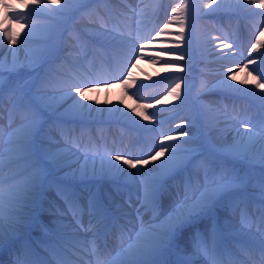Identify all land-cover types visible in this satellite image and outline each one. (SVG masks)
<instances>
[{
    "label": "rangeland",
    "instance_id": "obj_1",
    "mask_svg": "<svg viewBox=\"0 0 264 264\" xmlns=\"http://www.w3.org/2000/svg\"><path fill=\"white\" fill-rule=\"evenodd\" d=\"M125 1L126 0H71V3H66V0H58V2L57 0H18L16 3L15 0H4L3 2L4 5H12L14 7L9 9H17L19 13L23 14L22 17L16 16V19L9 18V25L11 26L12 33L21 38H24L26 32L29 33V39L32 41V44L37 47L34 51L35 53L32 54H42L40 62L30 66L26 59L27 54L25 57L18 58L14 46H11L10 50H8L9 45H7V48H5V51H7L6 54L4 49L0 51V110L5 114L7 113L15 117L14 122L4 131V137L13 141L8 143V145L6 144V146L3 144V150L0 149V158L5 157L4 159L9 158L8 161H13L7 166H3V162L7 160L0 162V179L3 177H10L18 170L27 171H25V174L20 177V179L13 180L8 187H0V190L3 191V219L7 218V216L14 215L13 211L16 206H19L23 210L18 211L14 216L16 218L18 217L20 223L14 222V220H12L13 218H11L5 226V232H8L7 234H13L14 229L17 232L13 243L5 244L7 240L4 241L5 248L10 251L18 250V246L22 245L23 247L27 246L29 252L31 251V254L35 255V252L31 248V244L29 245V243H32L33 236L52 238V233L46 232L45 229L41 230L40 228L33 227L35 217H32V219L29 218V215H31V205L29 207H22L19 203L17 205V203L12 202L15 200L9 195L10 190L16 187H23L30 181H38L39 185L52 186V188H56L62 192L64 189H67L73 194L75 201L76 192L79 193V191L86 186V183L90 185V188L93 184L95 189L91 196H95L97 209L100 214L102 213V216H104V214L108 213L105 208H108L110 211H107L110 213L118 212L116 209H113L114 207L109 201H105L104 198L100 196L98 184L101 179L104 180L108 177V172L103 175L98 174L96 177H89V180L80 182L78 184L79 186H73L71 185L70 179L71 177H80L78 169L81 165L78 168H74L70 165L62 166V168H55V164L62 161L61 159L63 157L62 154L55 156V153L66 150L70 145L66 141H53L51 131L48 132V129H46L48 126L57 127L63 132L71 133L70 135L73 137H79V135L87 129L85 132L87 136L82 134L79 140L82 141V145L89 146L91 143L95 144L93 138L96 140L95 136L91 133L93 128H97L101 131L102 128L108 129L110 125L117 126L118 123H110V121H108V119L112 120V111L108 114L109 116L106 115L105 119L99 118L98 114H96L95 121L93 117H90L92 121L87 122V116L81 113L79 115L80 117L77 116V118H75L76 120L71 121L70 111L59 101V95L63 92H56L53 87H47L46 85L60 84L64 81L75 79H86L90 78V75L92 77H106L120 73V63L123 61V58L128 55V52H130L123 43L131 42L135 38L130 35L128 36V34L126 35V33L118 34L116 37L119 39L122 38L120 40L121 43L119 41L118 45L116 44V46L112 47L110 46L112 44L110 37L114 32L109 28L105 29L101 27L96 20L107 18L117 27L126 26L129 22L125 20L124 16L123 18L121 17V14L125 13ZM178 1L180 5L185 3L186 7L181 9V11L177 13L178 15H175L176 13L172 11V9L175 8L174 1L136 0L137 5L135 6V14L140 15L141 18H138L140 24L136 25L134 28L137 33L145 36L143 38L144 41L142 40L143 42L135 49L136 51H145V56L141 55L140 57L137 56V58L135 56L132 60V62L135 63L131 62V65L129 64L128 67V69L132 68L130 77H133L135 82H137L136 87L138 90L136 94L150 95L152 100L155 101H162V99H165L178 110L179 116L173 122L163 121L165 119L163 115L156 119L157 121L155 120L154 123L149 122V129L155 128V130H157L160 128L157 136L167 142L165 144L175 141L178 137L193 138L195 133L199 134L198 138H194L195 143L190 147L187 144H182V149H192L195 154L182 166L183 168L180 167L181 177L178 175L173 176L170 181H179L178 186L183 188L186 187V184L184 185L183 182H188L195 177L197 181L199 180L201 183H205V168L207 167L209 170L208 181L210 183L212 181H220L221 177L225 174L230 176L233 173L241 177L242 182L240 186L234 190L223 191L213 203L214 206L212 205L210 208L206 209L208 212L205 210L199 215L193 216L194 218L187 221L189 223L186 222L182 226L184 229L182 227L179 228L174 235L175 237L173 236L175 239L173 240L174 244L167 245V243H165L162 246L164 247L163 250L159 249L161 251L159 254L160 257L158 256L156 260L162 262V264H177L178 249L184 245V242H187L190 249L198 252L199 255H204V257L213 256L212 258L217 259L216 263L219 262L218 264H229V260L226 259L225 250H221V248H217L211 244L212 239L219 238V232L214 227L215 223H218L219 226L224 228L225 222L228 219L232 217L237 218L242 213H246L251 206H256L255 203L257 199L255 198L250 199L249 197L248 203L246 202L247 200L244 198L247 194L245 185L248 182H254L255 185L260 186L257 187L258 189L260 188L259 191L264 193V189L261 188V181L264 180V163L255 160L251 153L244 151L245 149L242 146V142L238 146H232L233 148H221L219 143H225L226 135L215 131L217 128L216 125L218 124L217 121L220 118V114L218 113L219 110L216 107L223 106L229 109L233 107L232 110L235 107L234 111L237 112V116H250L259 125H263L264 114H261L263 103L259 100L258 93L250 91L245 92L241 86H238L244 74L240 68L244 67L231 70L227 72L228 74H223L220 79L221 82L209 78V74L212 73V68H210V64L212 63L211 59L216 55L214 52L221 49L218 45L211 46V40L220 35L219 27H226L225 22L221 19L220 13L225 11L223 10L224 8L227 9L226 12H236V10H231L230 0H207L204 3L202 0ZM224 3L227 4L225 5ZM30 4H38L39 7L30 8L28 7ZM62 5L64 6L63 9L61 8ZM233 5L238 6V0H233ZM0 6L3 7L1 3ZM163 6L168 8L169 16L161 22H157V17L160 15L162 9H164ZM222 6L224 8H222ZM253 8L254 7H249L244 11L252 13L254 11ZM52 9H57V11H52ZM1 10H4V7L1 8ZM86 17H88V19H86ZM173 17H175V19ZM202 18L216 23L214 25L210 24L208 27L209 29L203 30L199 27V21ZM230 18L233 19L234 17ZM163 25L169 27L161 33L159 29ZM237 25V22H235L234 27ZM91 27L93 28L91 29ZM94 31L95 33H93ZM96 33H103L104 35L106 33L109 34L101 40L102 42H96ZM64 46L67 48H62ZM77 52L80 54V57L76 60H81L78 62L71 61L73 53L76 57ZM230 52L229 50V52L226 51L225 53L229 55ZM235 53L243 55L246 52ZM251 59L253 62H264V57H262V55L260 58L255 57ZM75 64H77L76 67H74ZM89 65L92 66L93 70H85V67L87 68ZM258 66L260 65L258 64ZM260 70L264 73V66ZM125 74H127V72H125L124 75ZM252 74L253 73L247 71L245 79L255 78V74ZM204 78H206V80L202 82ZM125 79L128 78L122 76V80ZM222 79H224V81L226 80L228 85H236L238 88H228L222 83ZM37 84L40 86L38 87ZM258 84L260 85L259 87L264 86V75L258 80ZM148 85L150 87H148ZM177 85H179V87H177ZM206 94L212 95L213 99L207 98L205 96ZM214 105L215 107H213ZM155 111H159V108L155 109ZM247 112L249 113L247 114ZM33 115H38L41 123L38 130L34 133L31 143L26 145L20 129L24 123V119L31 118ZM184 125L188 127V131L177 132V134L168 133L169 129L184 127ZM119 126L122 125L119 124ZM42 129L45 130L40 134L39 140H37L36 136ZM88 132H90V134H88ZM140 132L144 134V137L138 142L139 146L142 144L148 130L142 131L141 129ZM173 135L174 137H172ZM122 136L123 134L119 137ZM239 137L240 131L238 130V138ZM245 143L248 145V142ZM170 147L169 144L165 145V152L168 151ZM37 152L42 154V159L36 156ZM84 154L82 153L83 158H85V156L89 158L93 156L97 157V164L99 162V157L103 156L107 158L106 155L100 153L89 154L86 152ZM184 155L187 154L185 153ZM83 162L84 161H82V164ZM4 174L6 175L3 176ZM128 176L129 180L132 181L131 185H133L132 183L138 178L135 172H133V168H129ZM152 176H155V174H152ZM162 182L161 178L158 181L159 191L157 197L162 191ZM108 184H111L109 186L113 188L118 184L120 187L119 190L123 189V193L126 195L129 194L130 196L133 195L132 197H134L137 191V186L127 187L116 180H112ZM165 184L167 186V183ZM203 185H201V187H203ZM125 187H127V189ZM201 187L197 191H192L190 196H196L198 193L200 195V191L202 190ZM181 194V198H183L185 190H183ZM55 195H53L55 197L52 196L51 202L47 204L49 207L44 210L46 212L41 211L40 216L42 214L44 218H48L47 215L50 214V216L55 218L58 222L64 219L67 220L70 225L76 226V220L73 217H67L65 214L69 209V205H67L65 199L62 198V195ZM53 199L57 201H53ZM143 199L144 197L141 198V200ZM180 201H183V199H180ZM259 201L260 204H264V200ZM26 202L27 201H25V203ZM113 203L117 204L118 207L119 205L128 204L121 196L115 199ZM122 208L129 209L131 207L127 206ZM152 209V211H155V208ZM128 213L130 216L134 215L132 211ZM87 214L84 215L88 218L89 214ZM261 215L260 216L264 220V208H262ZM47 218H45L46 222L52 224L53 220ZM101 220L96 223L97 228H104L108 223L106 215L102 217ZM249 222L251 223L253 221ZM13 224L17 225V227L13 228ZM106 231L107 234L115 240L128 236L122 229L119 230L116 228L110 232L109 230ZM133 232L136 233L137 231ZM263 232L264 223L260 226V233L263 234ZM220 234L222 236V232ZM182 235H186V239L184 238L183 240L184 242L181 240ZM70 237L71 238H68L70 242L81 245V247L82 244L84 245L79 250L81 256L77 255V257H75L76 259L86 255V257H89L92 254V250L88 251L89 248L86 247V241L79 244L78 240L72 238L74 236L71 235ZM98 239L99 237L95 238L90 245L94 243V247L98 245ZM242 240L243 239H236L235 242L238 246L245 248V250H249V247ZM226 241L228 242V240ZM230 244H233V241L230 240ZM101 246L102 245H100L99 251L96 252L94 263H97L104 255ZM34 247L38 250L36 246ZM94 247L91 246V248ZM197 249H200V251ZM255 250L256 248H253L252 256L257 257V252ZM71 256L74 257L73 254ZM67 257L68 256L64 255V258ZM253 261L248 262L253 263ZM254 262L257 263L256 261ZM245 263H247V261Z\"/></svg>",
    "mask_w": 264,
    "mask_h": 264
},
{
    "label": "bare ground",
    "instance_id": "obj_2",
    "mask_svg": "<svg viewBox=\"0 0 264 264\" xmlns=\"http://www.w3.org/2000/svg\"><path fill=\"white\" fill-rule=\"evenodd\" d=\"M16 1L18 0H15V2ZM171 1L175 2V8L179 7L180 4L178 0H171ZM206 1L207 0H202L203 3ZM3 2L4 0H0V3L4 7V10H1V8L3 7L0 6V29H2L4 26L9 25L10 23L9 18L16 19V16H14L12 13L17 9H9L8 7H6V5H4ZM124 4H125L124 6L125 13L124 14L122 13L121 17L123 18L124 16L125 20L129 22V24H127L126 26L117 27L107 18L96 20V22L99 23L101 27L105 29L109 28L111 29V31L114 32V34H112L110 37V41L112 43V44L110 43L111 44L110 46L112 47L116 46V44L118 45V42L122 39L116 37L118 34L126 33V35L128 34V36L130 35L135 38L131 42L124 41L125 44L123 43V45H125L130 50V52H128V55L124 57L123 61L120 63V73H117L114 76H106V77H92L90 75V78H86V79H75V80L64 81L60 84L46 85L47 87H53L55 89L53 90L56 92L58 91L63 92L60 93L59 95L60 96L59 101L70 111L69 114L71 115V121H74V119L77 118V116H79L81 113H83L82 115L87 116L88 118L86 119L87 122L92 121V118L90 117H93L95 121L96 114H98L99 118L105 119L106 115H108L110 111H112V116H111L112 120L108 119V121H110V123H118L117 126L110 125L108 129L102 128L101 131H99L97 128H93L91 133L92 135L95 136L96 140L93 138L95 144L91 143V145L89 146L82 145V141L79 140L82 134H84V136H87L85 135L87 129L82 134H80L79 137H73L72 135H70L71 133L69 134L67 132H63L60 128L57 127L48 126L46 127V129H48L47 130L48 132L51 131L52 133L51 136L53 138L52 139L53 141H62V142L66 141L70 145L69 148H67L66 150L55 153V156H58L59 154H62L63 156L62 159L60 158L62 161L55 164V168H62V166L65 165H70L73 166L74 168H78L82 164V161H84L82 153L84 154L86 152L89 154L100 153L102 155H106L107 158H114L117 155L122 156L123 160L118 161L117 163H123V161L125 160H133L134 162L149 160V164L146 166L138 165V167L144 168L142 175L137 174V170L133 169V172H135V175H137L138 177L137 180L132 183L133 185H131L132 181L129 180V176H128V170L131 167L128 166L127 164L124 165V167L128 169L126 172L120 173L115 170H110L108 172V177H106L104 180L101 179V181L99 182L98 187L101 194L100 196L103 197L105 201H109V203L113 205L114 207L113 209H116L118 211L117 213L108 212L104 214V216H102V213L100 214L99 211L95 213L92 211L89 205V198L91 194L94 192L93 190L95 189L93 184L91 185L90 188V185H87L88 183H86V186L83 187L82 190L79 191V193L76 192V202L78 203V207L73 208L71 211L70 209H68V211L65 214L67 217H71V218L73 217L76 220L77 225L76 226L70 225L67 220H63L61 222H58L55 225V229L53 227V229L50 231L52 233V238L51 237L45 238L44 236H33L32 243H29V245L31 244L32 250L35 252V256L41 260L47 261L48 264H56V260L63 261V264H68V263L122 264V261L125 259L124 249L128 247L129 243L131 242V239L135 236V232L133 231L139 230L140 219L142 218L146 224L147 223L161 224L162 222H166V218L169 217L170 213L174 212V209H176L177 205L181 202L180 199H184V197L181 198L182 197L181 192L185 190L186 187L183 188L181 186H178L179 181L177 180L170 181V179L173 176L178 175L181 177L180 167H178L173 173L162 178L163 181L161 186L162 191L157 197L156 205L153 206L151 204L145 203L142 206L143 200H141V198L143 197V185L141 184V181L144 180L145 178H148L152 173L156 174V176L159 174L158 168L156 167L158 161H151L150 155L153 153L159 154L160 148L158 146L160 144H164V145L169 144L171 147L182 149L183 148L182 144H187L190 147L192 144L195 143V139L194 137L193 138L178 137L177 139L175 138L176 139L175 141L165 144L167 142H165L162 138H159L157 136L158 135L157 133H159L160 128L156 126L158 128L157 130H155V128L149 129V122L154 123L155 120L160 118L162 115L165 116V119L163 121H167V122L175 121L179 115H178V110L175 109L174 105L169 104L165 99H162V101H155L152 100V97L150 95L136 94V91L138 90L136 87L137 82H135L133 77H130L132 68L128 69V67L135 56L137 58V56L140 57L141 55L145 54V51L135 50L136 47L144 41L143 38L145 36L137 33L136 29L134 28L136 25L140 24L138 18L139 17L141 18L140 15L135 14V8H136L135 6L137 5L136 0H126ZM259 4H260V0H255L254 3L251 2V0H238V6H236L233 5V0H230L231 10L232 11L236 10V12H226L227 9H225L222 6V8H224L223 10L225 11L221 12L220 16L221 19L225 22L226 27L224 28L219 27L220 35L214 37L211 40L212 43L211 46L218 45L220 46L221 49L214 52V54L216 53V55L213 56L211 59L212 63L210 64V68H212V73L209 74L210 75L209 78L220 81L221 76L223 74L231 70L244 67V68H240L244 72V74L242 75V78L240 79L238 86H241L242 89L245 90V92L250 91L253 93L261 94L258 96L260 98L259 100L263 103L261 114H264V86L259 87L260 85L258 84V80L264 75V73L261 72L260 70L264 66L262 65L264 64V62H253L251 59L255 57L260 58L261 55L262 57H264V9L260 8ZM249 7H254L253 8L254 11L252 13H247L244 11ZM179 12L180 11L175 12L176 13L175 15H178L177 13ZM6 13H8L7 16ZM168 14H169L168 8L164 7L160 15L157 17V22H161L163 19L167 18L169 16ZM230 17L232 18L234 17L233 18L234 21ZM86 19H88V17H86ZM235 22H237L238 25L234 27ZM215 23L216 22L213 23V21L211 20L202 18L199 21V27L205 30V29H209L208 27L210 24L214 25ZM93 27L96 28L95 26ZM93 27H91V29ZM168 27L169 26L165 27V25H163L159 29V31L162 33L163 31L167 30ZM11 30L12 29L10 28V31ZM93 33H95V31ZM108 34L109 33H106L105 35L103 33L100 34L96 33L95 34L96 35L95 38L97 39L96 42L103 40ZM257 41H259V43H257ZM7 45H9L8 50H10L11 46L15 47L17 52L16 56L18 58L25 57L26 54L29 53L31 54L35 53L34 51L37 48L34 44H32V41L30 39L25 41L24 38L21 37H17V43L15 45H12L9 41L4 39L3 42L0 43V51L1 49L2 50L4 49V52L6 54L7 51H5V48H7ZM253 45H256V47H253ZM229 50L231 52L229 55H227L228 53L226 54L225 52L226 51L229 52ZM235 52H246V53H244L243 55H239L238 53ZM79 55L80 54L77 52V56L75 57L73 53V56L71 57V61H77V62L80 61L81 59L76 60L78 59V57H80ZM258 64L260 66H258ZM76 66L77 64H75L74 67ZM85 70L91 71L93 70V68L92 66L89 65V67L87 68L85 67ZM247 71L255 74L254 75L255 78L245 79ZM125 72H127V74L124 75ZM122 76H125V78L127 77L128 79L122 80ZM204 80H206V78H204L202 82H204ZM222 80L224 81V79ZM37 85L38 87L40 86L39 84ZM70 86H78L82 88L85 96L87 97V100L84 101V104L87 105L88 103H91L92 104L91 109H89L86 106L81 107L79 104H75L72 99H69L67 97L66 94L69 92ZM148 87L150 86L148 85ZM46 91L48 92L47 89ZM73 95L75 96L76 94L73 93ZM205 96L207 98H212V95L206 94ZM76 98L79 100H83V97L76 96ZM213 107H215V105ZM157 108H159V111H155V109ZM216 108L219 110L218 113L220 114L219 115L220 118L217 121L218 123L216 125L217 128L214 129L215 131L226 135L225 136L226 140L224 141L225 143L223 142L219 143L221 148H231L232 146H238L242 142L243 143L242 146L245 149L244 151L251 153L252 156H254L257 160L261 161V158L264 157V124L259 125L250 116L247 115H246L247 117H240L239 115L237 116V112L234 111L235 107L233 110H232L233 107H231V109L223 106H218ZM248 111H249V107H248ZM248 113L249 112H247V114ZM14 120H15L14 116H11L10 114L7 113L5 114L2 110H0V149L1 150H3V146H2L3 144H5L6 146V144L8 145V143L13 141L9 138L4 137V131L11 123L14 122ZM119 124H121L122 126H119ZM246 124L247 127H245ZM141 129L142 131L148 130V132L145 135L142 144L139 146L138 142L142 140V138L144 137V134L140 132ZM44 130L45 129H42V131L38 133V135L36 136L37 140H39V136ZM188 130H189L188 127L184 125V127H178V128L176 127L169 129L168 133L177 134V132H184ZM238 130L240 131L239 138H238ZM88 134H90V132H88ZM122 134L123 136L119 137ZM172 137H174V135ZM245 142H248V145ZM184 154H185L184 152H178L177 153L178 159L185 156ZM166 157H167V151L164 152L163 156H160V159L163 160ZM4 158L5 157L0 158V162H2L3 160H7L3 162V166L9 165L13 161V160L8 161L9 158L8 159H4ZM89 163H90V159H89ZM11 170L14 171L13 169ZM25 171L26 170H22V171L18 170L17 172L13 173L14 175L11 174L12 176L10 177L1 178L0 187L3 186L8 187V185L12 183L13 180L20 179V177H22L25 174ZM5 175L6 174H4L3 176ZM76 177H72L74 179H77L76 183H74L75 186H77L80 182L89 180V177L87 176L83 178L81 176L78 178ZM112 180H116L120 182L122 185L127 187L137 186L136 188L137 191L135 192L136 194H134V197H132L133 195L130 196L129 194L126 195L125 193H123V189L119 190L120 187L118 186V184L115 188L110 187L109 185L111 184L108 183H110V181ZM165 183H167V186ZM183 184L184 185L190 184L192 191L195 190L197 191L204 183H201L199 180L197 181L195 177L194 179H190V181L188 182L187 181L183 182ZM257 187L260 186L255 185L254 182H248L245 185L247 196H249L250 199L252 198L257 199L255 203L256 206H251L246 213H242L240 216H238L239 215L238 214L237 215L238 217L236 216L237 218L232 217L228 219L225 222L223 228L224 230L222 231V236L216 239L215 238L212 239L211 244L213 246L217 248H221V250L223 249L225 250L227 256L226 259L229 260V264H246L245 263L246 261L247 262L253 261V259L257 263L260 262L258 259H256L255 256H252L251 251L245 250V248L238 246L237 244H235L234 241L233 244H230V240L232 241L231 239L232 235H238L245 238V243L247 244V246L264 251V248H262V243H264V239L261 238L262 233H260V226L262 222H264V220L262 217H260L261 215L260 211L262 208L259 201V200H264V193L260 192L259 191L260 188L258 189ZM38 191L41 192L39 193L38 198H34V202L33 200H29L26 203H28L29 206L31 205V209H30L31 215H29V218L32 219V217H35V221L33 222V227L44 230L45 227L40 220L39 213L41 211H44L47 207H49L47 206V204L51 202L53 195L55 194L63 195V192L59 191L56 188H52V186H47V185H42V186L40 185ZM120 196L122 197V199H125V201L128 202V204L125 205L123 203L124 205L121 206L119 205V207L117 206V204H114L113 201H115V199H118V197L120 198ZM196 196H199V193L196 194ZM54 200L55 199H53V201ZM12 202L17 203V205L18 203L20 204V202L16 200ZM188 203H191V199L188 201ZM127 206L131 208L129 209L122 208ZM152 208H155V211H152L153 210ZM18 211H23V210L19 206H16V208L13 211L14 215L7 216V218L3 219L4 236H5L4 241L6 239L13 240L16 237V233H17L16 230L14 229L13 234L9 235L7 234L8 232L7 233L5 232L6 229L5 226L8 220L11 218H13L12 220H14V222L17 223L19 222L18 217L17 218L14 217ZM131 211L132 213H134L133 216H130V214L128 213ZM73 212H75V215H73ZM87 213L89 214L88 218L87 216L85 217L84 215ZM105 215L108 220L107 221L108 223L104 228L98 227L99 228L98 229L96 223L99 222L102 219V217H105ZM47 216L52 220L55 219L52 218L50 214ZM249 221H253V222L250 223ZM15 227H17V225L13 224V228ZM116 228L119 230L122 229L123 231H125V233L128 236L120 238L119 240H115L114 238H111L107 234L106 230H109L110 232L113 229L115 230ZM95 234L96 237H94ZM69 235L74 236L72 238L78 240L79 244H82L83 241H86L87 242L86 247L89 248L88 251L92 250L91 246L95 244L94 243L90 245L91 240L93 241V239L99 237L97 241H99L98 245H102L101 246L102 251L104 252L103 257L97 263H94V258L96 253L95 254L92 253L89 257L86 256L78 257L76 259L75 257H77V255L81 256L79 250L84 245L82 244L81 247V245L70 242L69 241L70 239L68 238L71 237ZM182 236H181V240L183 241L186 235H184L183 237ZM222 238L224 239V241L222 240ZM226 240H228V242ZM34 246H36L38 250H36ZM18 248H19L18 250H13V251L6 249L5 245L2 248H0V264H17V262L22 257H24L26 253L29 256L33 255L31 254V251L29 252L27 246L23 247L21 245L18 246ZM198 251H200V249ZM69 254L71 255L73 254L74 257H72ZM158 254L159 251L155 256V259L157 258ZM64 255L68 257L64 258ZM212 257L211 256L204 257V255L203 256L199 255L198 252H195L190 249L187 242H184V245L181 248L179 247L177 252V260H178L177 264H218L219 262L216 263L217 259H214Z\"/></svg>",
    "mask_w": 264,
    "mask_h": 264
},
{
    "label": "snow or ice",
    "instance_id": "obj_3",
    "mask_svg": "<svg viewBox=\"0 0 264 264\" xmlns=\"http://www.w3.org/2000/svg\"><path fill=\"white\" fill-rule=\"evenodd\" d=\"M251 2L254 3L255 0H251ZM66 3H71V0H66ZM6 7L12 8L13 6L6 5ZM28 7H39V5L30 4L28 5ZM185 7L186 4L182 3L178 8H173L172 11L175 13L181 11V9ZM259 7L264 9V0H260ZM61 8L63 9L64 6L62 5ZM52 11H57V9H52ZM12 14L18 17H22L23 15L19 13L18 10L14 11ZM7 15L8 13H6V16ZM173 18L175 19V17ZM10 27V25H7L0 29V43H2L4 39L9 41L12 45H15L17 43V36L10 31ZM165 27H167V25H165ZM28 39L29 33L26 32L24 40L27 41ZM257 43H259V41H257ZM253 47H256V45H253ZM26 59L28 64L31 66L40 62V60L42 59V54L29 53L27 54ZM222 83L228 88H238V86L236 85H228V82L226 80ZM177 87H179V85H177ZM73 93H75L76 95L74 96ZM66 95L69 99H72L75 104H79L81 107L86 106L89 109L92 108L91 103H88L87 105L84 104V101L87 100V97L85 96L84 91L81 87L70 86V90ZM76 96L83 97V100L77 99ZM40 123L41 121L38 115H33L31 118L24 119V123L22 124L20 131L26 145L31 143L34 133L38 130ZM245 127H247V124L245 125ZM158 147L160 148L159 154H151L150 159L151 161H158L156 167L158 168L159 174L157 176L145 178L141 181V184L143 185L144 197L142 206L145 203L155 206L157 202V194L159 191L158 181L161 178L173 173L178 167H182L189 159H191V156L195 154L194 150L192 149H177L175 147H170L167 151V157L161 160L160 156L164 155L165 145L160 144ZM178 152H184L187 155L178 159ZM89 159H91V163H89ZM122 160L123 157L119 155L115 156L114 158H105L101 156L99 157V162L97 164V157L93 156L89 158L85 156L84 162L83 164H81L78 171L82 178L85 176L96 177L98 174L103 175L110 170L124 173L127 171L124 165L127 164L131 168L136 169L137 174L142 175L144 168L138 167V165L146 166L149 164V160L135 162L133 160H125L123 161V163H117L118 161ZM261 163H264V157L261 158ZM208 171L209 170L206 167L205 183L202 187V190L200 191V195L190 196V193L192 192L191 185H186L183 201H181L177 205L173 213L169 214V217L166 218V222H162L161 224H146L142 218L140 219L139 230L131 239L128 247L124 249L125 259L122 261V264H160V262L155 259V256L159 249L175 235L176 231L181 228L187 221H189L193 216L199 215L201 212H204L206 209L210 208L217 197L223 191L234 190L235 188L239 187L242 182V178L233 173L230 176L225 174L221 177L220 181H212L210 183L208 181ZM39 187L40 185L38 181H30L23 187H16L10 190L9 195L13 200L20 202V205L22 207H29V204L24 203V201L33 200L34 202V198H38L39 196ZM261 188L264 189V180L261 181ZM2 197L3 191L0 190V248H2L4 245ZM62 198L65 199L66 203L69 205L70 211L73 209V207H78V203L75 201L73 194L69 190H63ZM190 199L191 203H188ZM89 205L94 213L98 211L94 195L90 196ZM73 215H75V212H73ZM262 248H264V243H262ZM17 264H48V262L37 258L35 255L29 256L26 253L25 256L17 262ZM56 264H63V261L56 260Z\"/></svg>",
    "mask_w": 264,
    "mask_h": 264
}]
</instances>
